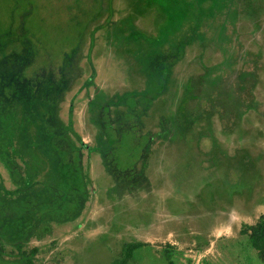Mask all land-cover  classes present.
<instances>
[{
	"label": "rangeland",
	"instance_id": "obj_1",
	"mask_svg": "<svg viewBox=\"0 0 264 264\" xmlns=\"http://www.w3.org/2000/svg\"><path fill=\"white\" fill-rule=\"evenodd\" d=\"M259 222L264 0H0V264H263Z\"/></svg>",
	"mask_w": 264,
	"mask_h": 264
},
{
	"label": "trees",
	"instance_id": "obj_2",
	"mask_svg": "<svg viewBox=\"0 0 264 264\" xmlns=\"http://www.w3.org/2000/svg\"><path fill=\"white\" fill-rule=\"evenodd\" d=\"M58 153L67 154L66 156L70 155L72 156L73 150L70 151V147L65 145L64 142H57L52 144ZM249 241L254 250L257 251L260 259L262 260L264 264V223L259 222L255 226L249 228ZM141 247L139 244H133V245H127L123 249V257L117 264H128L129 260L132 258L133 253L138 250Z\"/></svg>",
	"mask_w": 264,
	"mask_h": 264
}]
</instances>
